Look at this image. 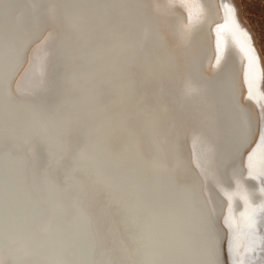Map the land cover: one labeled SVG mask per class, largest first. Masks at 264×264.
Instances as JSON below:
<instances>
[{"label": "bare ground", "instance_id": "6f19581e", "mask_svg": "<svg viewBox=\"0 0 264 264\" xmlns=\"http://www.w3.org/2000/svg\"><path fill=\"white\" fill-rule=\"evenodd\" d=\"M263 81L228 0H0V264H264Z\"/></svg>", "mask_w": 264, "mask_h": 264}, {"label": "water", "instance_id": "95a60500", "mask_svg": "<svg viewBox=\"0 0 264 264\" xmlns=\"http://www.w3.org/2000/svg\"><path fill=\"white\" fill-rule=\"evenodd\" d=\"M163 138L165 139L166 138V135H165V137L163 136ZM206 144H208V142H206ZM249 144H250V141H248L244 145L242 151L245 150L249 146ZM209 147H210V145H208V149H209ZM241 155H242V153H240L238 156H236V159H235V162L236 163L238 162L239 157L241 159L240 165H237V168H236L237 170L238 169L239 170H242L243 169V158H241ZM207 157H209V159L208 160L206 159V161H207L206 163H211L210 153H209V155ZM214 165H216V164H214ZM216 166H213V169L215 170V172H218L219 171L218 172V176H221V179H219L218 182H222L223 184H226L225 183L226 180H228V179L231 180L232 173H236L235 172L236 171L235 169H234L233 172H231V169H229V167H227L226 165L223 168H220L219 166H217V169L218 170L216 169ZM210 168H211L210 167V164H207V166L205 167V173L202 174L203 177L201 176V174L198 176V174H197L198 170H195L193 168L192 169L195 172L194 174L199 178L198 191L200 189V192L203 195V197L205 199H207L206 198V195H207L210 198V200L212 201L213 211H212V214L211 215H212V219H214L216 225L218 224V234H219L220 237H222V238L225 237L226 238V235H227V226H224L223 227L220 224V221H221V213L219 211H220L221 208H220V204H218L219 201L220 202L223 201V204H224V202H225V196H223L221 194L220 190H218L219 189V187H218L219 183L212 182L211 181L212 179L210 177V174L209 173L207 174V171L208 172H211L212 171V168L211 169ZM206 174H207V177H206ZM205 177H206V181H205ZM242 177H243V175H242ZM232 182H233V179H232ZM205 185H206V189H203V186H205ZM259 215H260V213H257V216H256V220H258V223L260 222V219H261V216H262V215H260V216ZM260 243H261L260 249L262 250V245L264 244V238L263 237L261 238ZM219 247H220L219 256L222 259L221 260L222 261V264H231V260H230V257H229L230 256V253H229V248H227V244L222 241V243H221V245Z\"/></svg>", "mask_w": 264, "mask_h": 264}, {"label": "rangeland", "instance_id": "374dc122", "mask_svg": "<svg viewBox=\"0 0 264 264\" xmlns=\"http://www.w3.org/2000/svg\"><path fill=\"white\" fill-rule=\"evenodd\" d=\"M237 11V16L241 23L249 29L252 34L254 44L261 56L264 68V0H228ZM171 10L176 12L178 9L183 13L186 11L183 4L179 2H171ZM223 10L224 8L221 7ZM224 14V13H223ZM196 15V14H195ZM196 19V16H194ZM195 22V21H194ZM206 69H209L206 66ZM264 88V81H263ZM254 110V109H253ZM259 125V117L257 116V127Z\"/></svg>", "mask_w": 264, "mask_h": 264}]
</instances>
